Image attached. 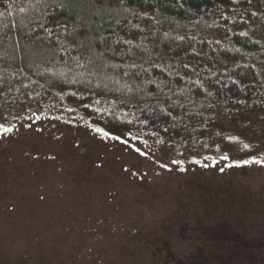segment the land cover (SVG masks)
I'll return each mask as SVG.
<instances>
[{"label": "trees", "instance_id": "16d2710c", "mask_svg": "<svg viewBox=\"0 0 264 264\" xmlns=\"http://www.w3.org/2000/svg\"><path fill=\"white\" fill-rule=\"evenodd\" d=\"M62 2L63 7L52 0H0V123L49 106L65 118L73 116L113 133L127 128L139 134L136 141L147 140L148 147L158 151L191 149L218 159L227 151L229 162L241 164L264 156V0L251 4L240 0L243 18L234 15L232 0ZM41 25L51 28L52 34ZM124 41L131 42V49ZM183 63L203 69L200 84L189 83L197 77L191 67L183 69ZM207 91L212 97L205 98ZM189 95L197 107L189 103L186 109H172L173 114L200 111L203 117H185L183 124L167 133L165 122L140 123L152 114L147 108L158 112L166 106L157 103V96L161 101L171 96L179 104ZM208 103L214 107H198ZM204 119L207 125L201 127L197 122ZM153 132L165 143H154ZM229 136L237 140L229 141ZM180 212L168 217L169 222L191 215ZM204 214L213 220V214ZM179 224L190 239L188 247H193L190 253L196 264H255L251 246L256 241L231 226L210 229ZM165 229L167 233L160 237L145 233L154 241L150 249L143 242L142 252L154 264H181L190 253L173 244L177 243L173 225ZM194 234L196 241L191 240Z\"/></svg>", "mask_w": 264, "mask_h": 264}, {"label": "rangeland", "instance_id": "374dc122", "mask_svg": "<svg viewBox=\"0 0 264 264\" xmlns=\"http://www.w3.org/2000/svg\"><path fill=\"white\" fill-rule=\"evenodd\" d=\"M15 119L0 135V264H154L144 234L163 236L169 223L179 251L193 249L180 222L231 226L256 241L255 264H264V167L133 140L140 156L49 106ZM180 211L191 215L169 222ZM181 264H196L192 253Z\"/></svg>", "mask_w": 264, "mask_h": 264}, {"label": "snow or ice", "instance_id": "6c2138e0", "mask_svg": "<svg viewBox=\"0 0 264 264\" xmlns=\"http://www.w3.org/2000/svg\"><path fill=\"white\" fill-rule=\"evenodd\" d=\"M36 2L40 3V2H42V0H36ZM43 2L47 3V0H43ZM97 2H99V0H97ZM123 2H124V0H119V3L122 4ZM239 2H240V0H232L233 5L236 6L234 8V15H239L240 18H243V10L238 7ZM247 2L249 4H251L252 0H247ZM52 4L56 5V6H59V7H63L64 6L62 0H52ZM20 11H24V9L21 8ZM217 11L220 12V19H224L223 11L220 10L219 8L217 9ZM145 15H147V13H145ZM256 15H257V13L255 11L251 12V16L252 17H256ZM213 23H215V20L213 21ZM57 26L58 27H63L62 25H57ZM208 26L210 27L211 25H208ZM41 27L44 28V30L46 32H48L49 35L52 34V29L51 28H48L45 25H41ZM141 31H143V30L141 29ZM165 35L167 36L168 34L165 33ZM239 35L240 36H246L247 33L246 32H240ZM144 38L146 39V37H144ZM176 39L184 40V39H186V37L185 36H177ZM192 39H196V38L193 37ZM124 43H127L129 45V49H131L132 44H131L130 41H124ZM216 43L219 44L220 41H216ZM158 55H160V54H158ZM197 55H199V53H197ZM131 67H135V64L133 63L131 65ZM190 67H191V71L196 75L197 79L195 81H192L190 79L189 83L190 84L191 83L200 84L201 82L199 80V76H200V72H202L203 69H199L196 65H191L190 66L189 63H183L182 64V68L185 69V70L189 69ZM145 71H147V70L145 69ZM127 74L128 73H125V75H127ZM133 75H139V74L138 73H134ZM147 82L148 83H152L151 80H149ZM216 83H219V81H216ZM233 83H235V81H233ZM158 87H159V85H158ZM188 91L190 92L191 90L188 89ZM212 95H213V93L211 91H207L205 93V98H210V97H212ZM156 99H157V103L158 104L163 103L166 106L165 107H161L158 112L157 111H153V109H151V108H147L146 110L151 112L152 114H151V116H146L143 120L140 121V123L144 124V123H147L149 120H156V121H160V122H165V123H167V127L164 128L165 133H167L170 128L171 129H176L181 124H183L185 117H190V116H201V117H203V115H204L203 112H200V111H192V112L184 111L183 113H181L179 115H174L173 114L172 109H174L176 107H179L181 109H186L187 104H189V103L193 104L194 108L197 107L196 103L194 101H192L190 95L184 97L185 103H179V104L176 101L172 100L171 96H168L163 101H161L159 96H157ZM169 101H171V103H169ZM198 107L199 108L207 107V108L210 109V108H213L214 105L212 103H208L207 105L199 104ZM162 118H163V120H162ZM168 118H171V119L169 120ZM28 119H31V118H28ZM35 119L39 120L40 117L36 116ZM172 121H175V123H173ZM128 123H131V121H129ZM197 123L200 124L201 127L206 126L207 125V119H204L202 122L198 121ZM29 126H31V125H29ZM184 126H185V129H186L187 125H184ZM156 127L158 128L159 124H157ZM14 130H15V125L14 124H11L10 122H7V121L4 122V123H0V135L6 136L8 134L13 133ZM195 130L196 129H193V131H195ZM37 131H39V129H37ZM93 131L96 132V133H100L104 138H110L111 140L118 141L121 144H124L125 146L131 145L133 150L136 153H138L140 156H147V153L145 151H143L141 148L136 147L135 145H132V141L133 140H139L140 139L139 134L133 135L131 133V131L128 130L127 128H125V130L123 132H120V133H113L111 130H104L103 128H100V127H95L93 129ZM152 135L157 137V139L154 141V143H156L158 145L165 143V140L159 136L158 132H153ZM217 135H219V133H217ZM226 139L229 140V141H236L237 140V138L235 136H229ZM173 143H175V142L173 141ZM143 144L145 146H148L147 140H143ZM204 147H208V145L205 143ZM243 148L247 149V148H249V145L248 144H244ZM220 150H221L220 146L217 145V151H220ZM204 159L205 160H209V159H212V157L205 156ZM228 159H229V155H228L227 151H224L219 157V160H222V161H227ZM194 162L195 163H199V161H194ZM171 163L172 164H179V163H181V161H179L177 159H173L171 161ZM216 163H217V161L213 160V164L215 165ZM243 164H245V165H247V164H256V165H260L261 167H264V156H258V157H253L252 159L243 160ZM231 166H233V165H228V167H231ZM235 166H239V164H237ZM160 167L164 168V169H168V165L167 164H161ZM205 167H207V165H205ZM180 170L184 171L183 168H181ZM220 171L223 172L224 168H220Z\"/></svg>", "mask_w": 264, "mask_h": 264}]
</instances>
